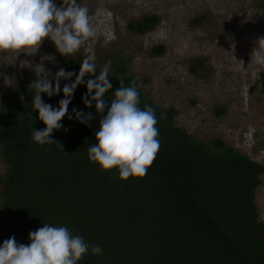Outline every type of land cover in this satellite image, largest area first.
Returning <instances> with one entry per match:
<instances>
[{
  "label": "trees",
  "instance_id": "16d2710c",
  "mask_svg": "<svg viewBox=\"0 0 264 264\" xmlns=\"http://www.w3.org/2000/svg\"><path fill=\"white\" fill-rule=\"evenodd\" d=\"M156 23L151 16L129 27L144 33ZM44 42L67 71L79 73L83 60L59 54L48 38ZM160 51L162 47L156 49ZM99 71L97 67V75ZM37 78L35 71L18 73L0 111V144L7 166L0 245L13 236L18 244L28 245L29 232L48 223L66 226L73 235L102 247L99 255L89 249L78 264H264V222L258 219L255 203L262 164L221 139L207 144L176 126L174 107L148 100L136 76L117 63L109 73L113 87L105 100L114 98L120 81L127 86L135 80L139 107L155 109L161 145L146 176L122 181L117 169L102 171L88 159L100 114L94 102L87 108L82 101L86 83L77 86L69 104L73 119L66 115L64 128L51 136L63 151L59 143L32 140V127H46L32 106L35 92L29 85ZM41 97L58 108L64 95L61 90ZM73 108L92 113L91 127L75 118ZM231 174L235 183L230 196ZM243 190L247 197H241Z\"/></svg>",
  "mask_w": 264,
  "mask_h": 264
},
{
  "label": "rangeland",
  "instance_id": "374dc122",
  "mask_svg": "<svg viewBox=\"0 0 264 264\" xmlns=\"http://www.w3.org/2000/svg\"><path fill=\"white\" fill-rule=\"evenodd\" d=\"M59 5L61 0H54ZM98 28L76 53L96 56L100 68L111 60L139 80L146 98L174 107V123L202 142L221 139L264 166V66L251 63L264 37V0H79ZM156 17L144 33L130 24ZM258 46V45H257ZM158 47L162 51L156 52ZM25 61L31 67L24 66ZM53 80L63 63L43 41L35 54L0 51V111L18 73L41 64ZM39 77L41 69L35 70ZM61 80L60 88L71 84ZM7 166L0 144V206ZM234 194V175L227 177ZM255 191L259 221L264 222V172ZM233 186V188H232ZM248 191V189H247ZM247 197L243 190L241 197ZM243 202V201H242Z\"/></svg>",
  "mask_w": 264,
  "mask_h": 264
},
{
  "label": "clouds",
  "instance_id": "9594fccd",
  "mask_svg": "<svg viewBox=\"0 0 264 264\" xmlns=\"http://www.w3.org/2000/svg\"><path fill=\"white\" fill-rule=\"evenodd\" d=\"M97 35L98 28L89 9L78 4L77 0H63L59 6L54 0H0V51L35 54L48 38L59 54L68 56ZM251 63L264 66V37L257 39ZM24 66L31 67V62L25 61ZM37 67L41 73L29 86L35 92L33 109L38 111V118L46 127L42 130L32 127L33 141L40 145L59 143L51 136L54 130L64 128L61 121L68 115L75 89L86 83L87 93L82 101L87 108H91L94 102L96 112L100 114L96 143L88 148V159L98 164L102 171L117 169L122 181L147 175L161 146L156 127L158 120L154 108L139 107V86L135 80L127 86L120 81L109 102L104 97L113 87L108 78L111 60L100 68L97 75L96 56L88 54L83 58L78 74L60 68L54 76L55 86L49 79L51 71L45 72L42 63L34 71ZM86 75L90 78L85 81ZM73 76L75 81L63 87L64 98L59 101L58 108L44 102L41 93L48 97L58 95L60 81L71 80ZM72 112L80 123L91 127L92 113L76 108ZM161 118L166 116L162 114ZM68 119L73 116L68 115ZM59 144L62 150L63 145ZM29 240L28 245L18 244L14 236L5 240L0 245V264H78L89 249L94 255L103 251L101 246L73 235L68 227L48 223L29 232Z\"/></svg>",
  "mask_w": 264,
  "mask_h": 264
}]
</instances>
